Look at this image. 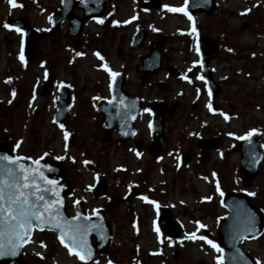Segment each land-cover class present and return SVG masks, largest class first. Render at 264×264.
I'll use <instances>...</instances> for the list:
<instances>
[{
    "label": "rangeland",
    "instance_id": "obj_1",
    "mask_svg": "<svg viewBox=\"0 0 264 264\" xmlns=\"http://www.w3.org/2000/svg\"><path fill=\"white\" fill-rule=\"evenodd\" d=\"M5 1H0V16L1 10H6ZM144 1L108 0L105 16L87 24L78 46L66 37L64 27L63 37L45 45L43 57L34 64L20 52V35L1 31L0 137L8 136L16 144L18 153H31L35 157L46 154L65 162L75 183L74 198H83L91 207L94 203L88 187L94 185L99 173L110 184H138L142 191L148 192L146 201H134L136 212L132 217L125 216L124 225L115 231L110 256H99L88 264H217L220 253L206 242L192 237L180 244L170 240L164 229H159L158 234L151 202L160 201L169 207L191 236L200 224L204 225L215 234V243L218 219L225 214L221 206L223 191L254 193L253 201L264 209V158L258 178L250 186H244L241 155L233 148L241 140L237 137L253 129L264 143V0H216L215 13L211 16L197 13L195 22L183 13L168 10V7L184 6V0H162L157 10H143ZM59 6L60 0H36L29 5L27 15L39 28H45L51 13ZM101 20L102 23L98 22ZM138 27L149 31V39L158 34L167 36L166 57L171 60L166 64L187 68L194 74L190 78L170 80L163 93L152 88L145 90L148 96L163 95L170 101L182 102L183 112L169 125V146L165 147L167 152L159 162L117 144L103 146L101 131L95 130L92 119L77 120L72 134L65 140V131L53 122L54 101L44 100L40 95L45 80L42 63L48 54L52 56L48 70L59 83L77 86L80 101L92 98L93 85L106 86L112 80L104 70L105 64L113 72L125 73L129 84L138 86L133 73L138 60L131 58H137L144 49L131 51L129 47ZM202 36L223 46L221 55L211 63L216 80L230 77L224 94L215 101H210L205 85L198 78L196 40ZM142 47L147 48L148 41ZM164 77L163 73L158 75V78ZM84 87L86 91L81 92ZM36 106L39 115L35 121ZM146 126L145 118L137 122L140 137L148 140ZM202 127L222 134L224 154L197 169L194 165L180 166L178 154L185 149L183 138L188 141V135ZM135 218H138L137 224H134ZM244 246L264 264V232ZM26 251L28 256L36 258L34 264H84L63 248L55 235L48 233L36 235Z\"/></svg>",
    "mask_w": 264,
    "mask_h": 264
},
{
    "label": "water",
    "instance_id": "obj_2",
    "mask_svg": "<svg viewBox=\"0 0 264 264\" xmlns=\"http://www.w3.org/2000/svg\"><path fill=\"white\" fill-rule=\"evenodd\" d=\"M107 0H62V7L59 12L53 16V28L50 36H55L59 31L61 23L68 20L71 23L69 28L70 36L81 37L83 24L85 20L98 18L105 12ZM161 0H151L144 3V8H158ZM74 8L84 10V17H77L73 14ZM187 11L193 16L196 12H206L211 14L215 9V0H188ZM34 30L27 25L24 26V42L27 55L33 58L36 52L35 40L40 38ZM146 33L139 30L132 39V47L136 48L144 43ZM166 40L161 39L160 43L151 45V53L141 58V65L136 69L141 74L143 82H147L150 78V73H155L161 64V53L156 47H162ZM199 53L201 56L203 80L206 81L209 93L212 97H217L221 93V87L217 85L213 77V71L210 67V62L216 57L218 46L213 45L207 38L199 39ZM170 70V69H169ZM124 77L118 75L112 84L113 100L106 104L120 105L116 107L119 113L113 114L106 112L104 121L106 124V133L110 134L112 130H119L122 140L131 138L133 135V125L138 112L140 101L134 100L127 92L123 91ZM55 79L50 78L45 86L44 94L50 92L55 87ZM71 95L66 88L61 89L58 102L56 103L57 116L59 123L64 122L69 109V99ZM122 101V102H121ZM135 103L133 108L121 106L123 103ZM103 106V105H102ZM154 113L156 118L151 125L154 144L152 145V154L155 156L158 149L164 142V122L166 119L167 109L163 103L155 104ZM117 111V110H116ZM170 111V110H168ZM172 111H170L171 115ZM210 140L202 139L199 141V146L206 151ZM241 158V173L242 180L245 184L253 183L259 175V164L264 155V147L258 135H253L249 140H242L239 145ZM8 155L11 157H19L14 154V147L8 142H0V156ZM20 163L28 169L38 168L49 180H55L56 190L59 192L60 199L63 201L58 214L54 213L55 219L65 225H80L87 228L88 231L83 236V240L87 242V247L91 249V257L86 261L92 260L98 253H104L111 243L112 229L107 223L105 215L102 211H97L94 216H90L85 211L83 203L75 204V215L71 216L67 212V198L71 196L73 184L69 180V173L66 166L61 161L37 160L39 164L33 163V160L25 157ZM6 163V162H5ZM37 184L41 188L47 187L39 179L37 175ZM105 185H100L93 188L92 191L96 197L105 195ZM46 200H55L56 197L52 192L43 193ZM222 206L227 210V213L219 219L217 227L218 245L223 249L221 256L224 264H256L252 256L242 248V243L245 239H253L259 237L264 230V211L257 207L250 195L247 193H239L237 191L227 192L222 200ZM158 217L160 222H164L169 227L168 235L178 240H184L187 236L183 233V229L178 222H174L172 215L167 208L158 207ZM95 226V227H93ZM34 229L43 231H55L58 237L61 230L55 227L54 223L40 225L31 230L28 240L32 237ZM67 231V228H65ZM204 236L207 239H212V234L204 228H200L195 234L196 238ZM67 243H71L68 237H65ZM27 243L22 244L17 250L15 256L0 257V264H15L19 262L24 255V247ZM63 245V244H62Z\"/></svg>",
    "mask_w": 264,
    "mask_h": 264
},
{
    "label": "flooded vegetation",
    "instance_id": "obj_3",
    "mask_svg": "<svg viewBox=\"0 0 264 264\" xmlns=\"http://www.w3.org/2000/svg\"><path fill=\"white\" fill-rule=\"evenodd\" d=\"M1 1V0H0ZM34 1L36 2V0H14L15 3V7L9 3V0L5 1V6H6V10L5 12H3L1 10V16H0V32L4 31L6 33H12L14 31L10 30V27L6 28L4 27L5 24H8L14 28H18L20 29L19 31L16 30L17 34L20 35L21 37V53L23 54V34H24V26L27 25L29 28H31L32 30H34L35 32H37V34H40V38L36 39V46H37V50L39 52V55H37L34 58V61H29V57H26V59L29 62H37V60L40 57H43L46 49H45V45L50 44V43H54L56 40H60V38L63 37V32L61 31L58 38L56 39H52L49 36V33L51 31V28L53 26V14L58 12L59 7L56 9V11L52 12L48 21V24L46 25L45 28H39L34 21L27 15V11L29 9V5L33 4ZM108 10V8H107ZM106 10V12H107ZM75 14L77 15H81L82 11L81 10H75ZM2 17V18H1ZM67 28V33H66V37L69 38V28H70V24L67 21H64L61 24V28ZM86 28V27H85ZM84 28V31H85ZM84 32H83V36L81 38L78 39H73L70 40V42H72L74 45L78 46L84 38ZM154 39H150V41H152ZM148 42V47L144 48V47H140L134 50H141L144 49V52L138 54V57L136 58L135 56H133L131 59L133 61L138 60V62L135 65V68L133 69V73L137 76V82H139L138 86H133L131 84H129V78L125 73H121L125 79H124V85H123V91L129 92L134 98L140 100L139 103V108H138V112H137V116H136V122H135V133H134V137H132L131 139H129L128 141H122L121 135L119 134V132H117L116 130H114L113 132L110 133L109 137L105 136V125L103 122V117L106 115V112H111L113 114L119 113L118 109L113 108V105H110L109 107L106 106V101L111 100L112 98V86H111V80L109 81V83L105 86H101V85H93L91 88L92 91V98L86 100L83 99V101H80L78 99V88L77 86H75L74 84H66V87H68L70 93H71V99H70V111H69V115L66 119V121L63 124V128H61V130L67 132L68 134H72L74 127L76 126V121L80 119H92L93 124H94V128L96 131H101V140H102V145L103 146H107V145H114L117 144L118 147L122 148V149H128L132 152H134L135 154L139 153L141 154V156H145V154H147L150 158H152V160H154L155 162H159L162 160V156L164 155V152H167V150L165 149V147L169 146V140H170V136H171V130L169 129V125L176 120V118L178 117V115H180L181 112H183V110H181L182 108V102L179 101V99H173V100H169L168 98L164 97L163 95L161 96H148L145 92V90L148 88L149 90L152 88V90H156V92H158L159 90L161 91V88L165 87L168 88L170 85V80L175 79L172 78L167 70L168 66H172L173 68H175L176 70H173L172 73H176L179 74L180 77H177L176 79L180 80V79H186V78H190L192 76H194V74L188 70L187 68H182L181 66H174L173 64H166L167 61H170L171 58H167L166 57V53L167 50H163L162 51V69L160 71H158L156 74L152 75L151 79L148 80V83H144L142 81L141 78V74L136 71V67L138 66V64L140 63L141 58H143L145 55H148L151 52V47L150 44L151 42ZM219 45V51H218V56L221 55V47L223 48V46ZM157 48V47H156ZM158 49V48H157ZM133 49H131V51H134ZM159 50V49H158ZM52 56H49V54L46 56V60H43L42 65L44 64L43 68H45V73L43 75V79L45 77L44 82L42 83V87L40 88V95L42 96V98L45 100L46 98H51V102L53 103V119L55 118V102L56 99L59 96V91L61 90L63 84L58 83L55 90L50 94V95H46L43 96V88L44 85L46 83L47 77L48 76H53L55 77V75H53L48 69L49 66L51 64L50 61H48L49 59L51 60ZM34 64V63H33ZM36 64V63H35ZM164 74V78H158L159 74ZM214 76L216 75L215 70L213 71ZM200 75L199 73V69H198V76ZM230 78V77H229ZM228 77H226V79L224 80H218L219 84L222 85V93L224 94V90L226 89V83L229 82ZM42 80V78L40 79V81ZM39 81V82H40ZM163 82L165 84H163ZM167 82V84H166ZM64 87V88H66ZM139 88V89H138ZM86 91V87L83 88V90H81V92H85ZM141 91V92H140ZM162 93L164 91H161ZM221 93V95H222ZM156 95V94H155ZM22 100H20L19 102H21ZM155 101H161L164 102L168 107L174 109V112L172 113L171 116H169L168 113L165 112L166 117H167V121H166V125H165V143L161 146V148L158 149L157 154L154 156L152 153V136H151V131H150V123L152 121V119L155 117L150 109L149 106L151 103L155 102ZM103 104V106H102ZM52 105V104H51ZM115 105V104H114ZM117 108L120 107V105H115ZM121 106H125V107H131L133 108L135 106V103L132 102V104H127V103H123ZM17 107V105H16ZM47 108H50L49 104H47L46 106ZM42 111L44 112V108L43 106H41ZM145 109H148L149 111H145ZM117 110V111H116ZM39 107L36 106V112H34V120L36 121V119L38 118L39 115ZM104 115V116H103ZM141 118H145L146 119V129L148 130V140H145L143 138H141V132L139 131V129L137 128V122L141 119ZM187 136V135H185ZM210 139V142L207 143V150L204 151L200 148L199 146V140L200 139ZM186 137L183 138V143H184V148L182 149V151L178 154V162L180 164V166H192L194 165V167L197 169L199 167H202L205 164H209V163H213L215 162V157L220 156V154H224L222 152V148H223V144H224V140L222 138V134L220 132L217 131H213L211 130L209 127H202L201 129L197 130L195 132V134L193 135H188L187 139L188 141H185ZM0 140H9L10 138L6 135H3L2 137H0ZM150 142V143H149ZM237 146V144H233V147L235 148ZM217 154V155H216ZM224 156V155H223ZM222 156V158H223ZM97 171V170H96ZM95 184L97 183H104L106 184V188H107V193L104 197H100V198H94L93 199V203L94 206H90V203L84 201L85 203V208L86 210L90 213V214H95V212L98 211H102L108 221V223L111 225V227L113 228L114 232L121 228L124 224L122 223L123 219H125V216H133L134 213L136 212V210L133 208L135 206H133L134 201L135 200H140V201H146L147 199H145V195L148 192H144L142 191V187L140 188L138 184H124V182H119L117 184H110L108 182V180L106 179V176H103L101 173H99L97 175V178ZM134 183V182H133ZM138 183V181L136 182ZM76 188V187H75ZM124 189V193H122V190ZM122 209V210H121ZM72 210V209H71ZM73 214V211L71 212ZM175 218V216H174ZM138 218H135L134 224H137ZM141 220V218H140ZM159 228L166 230V228H164L163 224L158 225ZM112 253V245L109 247V249L107 250V256L110 255ZM178 255V253H177ZM176 255V256H177ZM32 256H25L24 259V264H34V262H36V258L32 257Z\"/></svg>",
    "mask_w": 264,
    "mask_h": 264
},
{
    "label": "snow or ice",
    "instance_id": "obj_4",
    "mask_svg": "<svg viewBox=\"0 0 264 264\" xmlns=\"http://www.w3.org/2000/svg\"><path fill=\"white\" fill-rule=\"evenodd\" d=\"M9 3L14 7L16 6L14 0H9ZM187 4L188 0H184V6L165 7H168L171 12L183 13L191 21L193 17L187 11ZM98 22L102 23L103 21ZM4 27L8 28L10 25L5 24ZM16 30L19 31L20 29L17 28ZM192 31L195 32L196 29L193 27ZM197 51H199L198 48ZM77 55H83V53H77ZM97 56H99V53H97ZM100 59L103 60V57L101 56ZM104 70L109 73L113 82L116 76L119 75V73L113 72L107 64L104 65ZM198 78L202 79V77ZM209 108L211 110V105H209ZM145 111L149 110L145 109ZM61 127L63 128V125ZM255 131L253 129L245 136L237 137V139L249 140ZM64 137L67 140V132H65ZM22 159L21 157L8 155L0 156V257L15 256L21 245L29 242L28 237L33 228L54 223L55 227L61 230L60 243L68 249L70 254H74L81 261H87L91 257V249L87 247V242L83 240V236L88 229L78 224L65 225L55 219L54 213H59L60 206L63 203L59 192L56 190L57 182L49 180L42 172H39L38 168H25L20 163ZM58 159H61V157H58ZM33 163L38 165L39 161H33ZM37 175L47 187L41 188L37 184ZM46 192H52L56 199L46 200L43 194ZM248 195H254V193H248ZM199 227L203 228L205 226L200 224ZM65 228H67V231H65ZM156 231L159 234V228ZM66 236L71 241L70 244L65 241ZM189 238L191 239L192 236ZM199 239L204 240L218 253L223 252V249L213 240H209L204 236H200ZM216 261L217 264H223L221 256H217ZM256 264H260V262L257 261Z\"/></svg>",
    "mask_w": 264,
    "mask_h": 264
}]
</instances>
